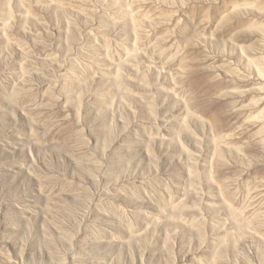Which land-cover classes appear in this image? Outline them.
Segmentation results:
<instances>
[{
    "label": "rangeland",
    "instance_id": "obj_1",
    "mask_svg": "<svg viewBox=\"0 0 264 264\" xmlns=\"http://www.w3.org/2000/svg\"><path fill=\"white\" fill-rule=\"evenodd\" d=\"M0 264H264V0H0Z\"/></svg>",
    "mask_w": 264,
    "mask_h": 264
}]
</instances>
